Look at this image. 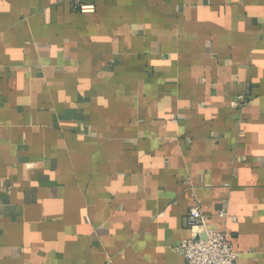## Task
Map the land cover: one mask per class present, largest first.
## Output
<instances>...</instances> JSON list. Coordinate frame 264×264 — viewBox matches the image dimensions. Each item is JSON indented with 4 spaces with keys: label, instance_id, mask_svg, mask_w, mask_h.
Here are the masks:
<instances>
[{
    "label": "crops",
    "instance_id": "obj_1",
    "mask_svg": "<svg viewBox=\"0 0 264 264\" xmlns=\"http://www.w3.org/2000/svg\"><path fill=\"white\" fill-rule=\"evenodd\" d=\"M192 206L264 264V0H0V264H185Z\"/></svg>",
    "mask_w": 264,
    "mask_h": 264
},
{
    "label": "built area",
    "instance_id": "obj_2",
    "mask_svg": "<svg viewBox=\"0 0 264 264\" xmlns=\"http://www.w3.org/2000/svg\"><path fill=\"white\" fill-rule=\"evenodd\" d=\"M82 13L94 11V4L74 2V7ZM244 98L238 97L233 101L231 107L244 105ZM218 217L225 219L228 213L225 209L218 212ZM208 216L205 215L198 206L188 209L186 221L193 229V235L181 240L174 246L176 252L184 256L185 264H235L237 254L228 239L227 231L223 227L219 231H214L207 227Z\"/></svg>",
    "mask_w": 264,
    "mask_h": 264
}]
</instances>
